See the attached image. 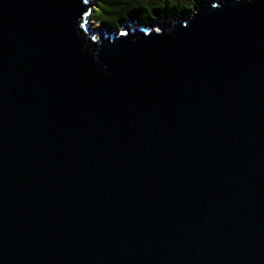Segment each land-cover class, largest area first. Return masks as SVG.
<instances>
[{"label": "water", "instance_id": "water-1", "mask_svg": "<svg viewBox=\"0 0 264 264\" xmlns=\"http://www.w3.org/2000/svg\"><path fill=\"white\" fill-rule=\"evenodd\" d=\"M92 6L0 0V264H264V0Z\"/></svg>", "mask_w": 264, "mask_h": 264}, {"label": "trees", "instance_id": "trees-1", "mask_svg": "<svg viewBox=\"0 0 264 264\" xmlns=\"http://www.w3.org/2000/svg\"><path fill=\"white\" fill-rule=\"evenodd\" d=\"M96 9L92 20L111 30L121 22L131 20L148 24L164 14L191 12L202 0H94Z\"/></svg>", "mask_w": 264, "mask_h": 264}, {"label": "rangeland", "instance_id": "rangeland-1", "mask_svg": "<svg viewBox=\"0 0 264 264\" xmlns=\"http://www.w3.org/2000/svg\"><path fill=\"white\" fill-rule=\"evenodd\" d=\"M182 2H184V0H182ZM91 9L93 11H92V13H90L91 20L89 22L91 23L92 27L99 29L101 26V29H106V32H109L110 30H108V29H110V28L104 27L101 23H99L95 20H92V18H93L92 16L94 15V10L96 9V4H95V6H92Z\"/></svg>", "mask_w": 264, "mask_h": 264}, {"label": "snow or ice", "instance_id": "snow-or-ice-1", "mask_svg": "<svg viewBox=\"0 0 264 264\" xmlns=\"http://www.w3.org/2000/svg\"><path fill=\"white\" fill-rule=\"evenodd\" d=\"M85 2H87V0H85ZM93 39L95 40V37H93Z\"/></svg>", "mask_w": 264, "mask_h": 264}]
</instances>
